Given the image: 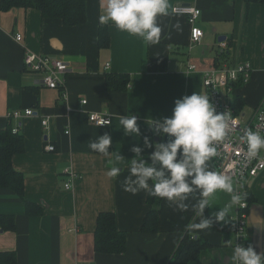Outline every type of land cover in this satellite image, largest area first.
Segmentation results:
<instances>
[{
    "label": "crops",
    "instance_id": "1",
    "mask_svg": "<svg viewBox=\"0 0 264 264\" xmlns=\"http://www.w3.org/2000/svg\"><path fill=\"white\" fill-rule=\"evenodd\" d=\"M101 3L86 0L87 23L80 27L44 19L34 9L0 10V130L10 122L13 128L22 124L25 152L16 155L13 164L25 175V199L44 210L39 216L28 215L22 199L0 188V216L12 215L16 220L15 230L0 229V253L15 252L17 264H168L184 233L190 232L206 235L211 244L190 264H235L232 253L237 242L231 231L187 228L201 220L192 208L199 193L186 202V211L164 200L159 232L145 234L141 228L151 209L148 192L133 195L121 182L135 155L131 148H144L147 157L154 149L145 147L144 137L153 144L161 139L154 135L151 121L170 117L177 98L195 91L203 94L206 70L251 63V80L236 89L231 100L241 97L244 107L238 112L243 124L253 121L264 100V5L248 6L245 0H168V14L158 18L160 42L146 45L112 23H101ZM188 4L202 12L197 23L204 31L201 44L191 45L188 20L174 14L176 6ZM101 24L108 26L110 34V46L102 49ZM17 34L23 36L22 42L16 41ZM224 37L225 41H219ZM26 51L64 61L68 66L64 88L40 85L39 78L25 70ZM108 74L128 75L127 89L108 90ZM27 109L34 115L22 121L8 117ZM92 113H108L112 124H92ZM130 114L138 117L141 136L123 133L121 118ZM44 120L49 121L46 127ZM105 133L112 137L109 156L89 147ZM48 145L56 150L48 152ZM260 155L264 158V150ZM208 164L212 167L211 161ZM113 165L121 170L117 179L106 175ZM68 168L77 174L71 190L64 188ZM241 195L248 204L244 245L264 253V171L241 188ZM229 201L230 194L217 192L204 218L224 227L239 212V206H233L224 221L217 219L220 207ZM102 212L114 213L118 229L127 233V250L122 255L96 252L95 230Z\"/></svg>",
    "mask_w": 264,
    "mask_h": 264
},
{
    "label": "clouds",
    "instance_id": "2",
    "mask_svg": "<svg viewBox=\"0 0 264 264\" xmlns=\"http://www.w3.org/2000/svg\"><path fill=\"white\" fill-rule=\"evenodd\" d=\"M168 7V0H102L99 19L101 23H112L119 31L141 38L146 45H157L162 33L158 18L168 14ZM229 120L228 111L217 112L207 95L195 91L177 98L170 117L148 123L161 138L153 144L144 137L145 147L154 150L145 157L144 148H131L135 155L131 158L128 175L121 182L124 190L133 195L147 191L179 211H186L189 207L186 202L192 194L199 193L192 208L201 220L187 225V228L197 230L209 227L210 220L204 218L205 209L214 206L213 198L217 192H224L230 194V201L217 213V219L224 221L229 210L241 203L242 195L234 189L231 176L211 170L208 162L216 156L215 144L225 138ZM137 121L135 115L123 116L120 121L123 133L141 136ZM241 140L245 142L250 158L264 150V136L255 131H246ZM111 145L112 137L105 133L89 147L109 156ZM120 171L113 165L106 175L117 179ZM232 259L235 264H264V253H258L252 245L237 243Z\"/></svg>",
    "mask_w": 264,
    "mask_h": 264
},
{
    "label": "built area",
    "instance_id": "3",
    "mask_svg": "<svg viewBox=\"0 0 264 264\" xmlns=\"http://www.w3.org/2000/svg\"><path fill=\"white\" fill-rule=\"evenodd\" d=\"M174 14L187 18L191 26V45L201 44L204 39V31L197 26L202 15L201 10L196 6L179 5L174 8ZM15 39L17 42H22L23 36L17 34ZM24 65L27 72L39 78L38 83L40 85L50 89L64 88L68 69L64 61L26 51ZM190 69H194V67L191 66ZM252 73L253 68L249 62L236 66L223 65L220 68H212L203 73V94L211 98L217 112L228 111L230 116L225 138L215 144L217 154L210 160L211 166L216 168L218 172L231 176L237 186L236 191L240 194L243 186L264 171V158L260 153L257 157L250 158L247 154L246 144L241 140V137L248 130L264 136V100L256 110L253 121L249 124H243L242 113H237L231 100V95L235 94L236 91L234 85L240 82L243 84L248 83L252 78ZM63 96L66 97L65 92H63ZM87 103V101H83V105ZM33 115L34 111L27 109L14 111L8 117L11 120L22 121L25 117ZM90 122L99 127H108L112 124V118L108 113H92ZM42 124L46 127L49 121L44 120ZM13 132L17 134L21 132V129L16 126L13 128ZM153 133L156 137H159L154 131ZM65 134L69 135L70 131ZM46 150L54 152L56 148L54 145H48ZM64 175L68 178L64 188L65 190H71L73 183L77 180V174L72 168H68L64 171ZM238 206V215L230 220L233 223L231 232L237 243L245 244L248 225V204L246 201L241 200Z\"/></svg>",
    "mask_w": 264,
    "mask_h": 264
},
{
    "label": "trees",
    "instance_id": "4",
    "mask_svg": "<svg viewBox=\"0 0 264 264\" xmlns=\"http://www.w3.org/2000/svg\"><path fill=\"white\" fill-rule=\"evenodd\" d=\"M248 6L254 4L264 5V0H245ZM20 8L24 10L34 9L41 13L44 19H59L67 27H80L87 23L86 0H0V10ZM187 19V18H186ZM110 46V34L108 26L100 25L99 47ZM25 66V65H24ZM129 76L126 74H108L106 78L107 88L113 92H123L129 85ZM242 82L235 84L236 89L243 86ZM233 104L236 111L243 109L244 103L241 97H234ZM232 100V101H233ZM18 127L21 132L15 134L11 122L0 130V188L13 192L25 203V212L28 215H42L44 210L37 204L25 199V175L18 171L13 164V159L18 154L25 152V136L22 133V124ZM161 140V139H160ZM217 171L216 168L210 167ZM164 200L147 196V204L151 208L143 222L141 232L145 234H157L159 232V209ZM233 223L228 221L221 227L213 219H210L206 233L232 231ZM0 229L15 230L16 220L12 215L0 216ZM211 247L206 235L193 236L185 232L179 245L172 254L168 264H190L199 259L201 252ZM96 252L108 255H122L127 250V233L117 227L116 215L112 212H102L97 218L95 230ZM0 264H17L15 252L0 253Z\"/></svg>",
    "mask_w": 264,
    "mask_h": 264
},
{
    "label": "water",
    "instance_id": "5",
    "mask_svg": "<svg viewBox=\"0 0 264 264\" xmlns=\"http://www.w3.org/2000/svg\"><path fill=\"white\" fill-rule=\"evenodd\" d=\"M186 6H189V4H188V5H186ZM225 39H226L225 37H224V38H220V39H219V41H221V42H222V41H225ZM156 141L158 142V141H159V139L157 138V139H156Z\"/></svg>",
    "mask_w": 264,
    "mask_h": 264
},
{
    "label": "bare ground",
    "instance_id": "6",
    "mask_svg": "<svg viewBox=\"0 0 264 264\" xmlns=\"http://www.w3.org/2000/svg\"><path fill=\"white\" fill-rule=\"evenodd\" d=\"M239 114H241V112Z\"/></svg>",
    "mask_w": 264,
    "mask_h": 264
}]
</instances>
